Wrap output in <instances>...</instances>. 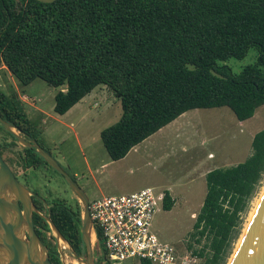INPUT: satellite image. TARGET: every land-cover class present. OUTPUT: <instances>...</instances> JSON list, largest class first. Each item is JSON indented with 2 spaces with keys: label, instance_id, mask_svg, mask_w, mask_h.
Listing matches in <instances>:
<instances>
[{
  "label": "trees",
  "instance_id": "trees-1",
  "mask_svg": "<svg viewBox=\"0 0 264 264\" xmlns=\"http://www.w3.org/2000/svg\"><path fill=\"white\" fill-rule=\"evenodd\" d=\"M250 49L253 59L239 70L227 63ZM0 65L21 88L36 78L57 88L58 114L96 86L108 87L121 113L100 138L109 158L118 160L188 110L227 106L242 121L264 104V0H0ZM8 88L0 89L1 118L36 139L37 122ZM14 145L15 139L8 146ZM250 146L242 162L205 174L206 193L191 233L197 243L207 240L193 251L203 257L201 264L223 262L239 212L264 175V128ZM26 156L25 166H36V159L46 164L35 152ZM49 197L51 220L76 255H84L78 202ZM173 204L166 191L162 209ZM35 219L49 230L41 216ZM96 231L93 255L95 264H103L95 256L101 246ZM51 260L62 264L56 250Z\"/></svg>",
  "mask_w": 264,
  "mask_h": 264
},
{
  "label": "rangeland",
  "instance_id": "rangeland-1",
  "mask_svg": "<svg viewBox=\"0 0 264 264\" xmlns=\"http://www.w3.org/2000/svg\"><path fill=\"white\" fill-rule=\"evenodd\" d=\"M254 53L250 49L243 59L231 58L227 63L239 70L251 62ZM8 85L16 91L27 116L37 122L38 144L75 178L88 200L129 193L145 186L165 189V182H169L174 204L170 210L160 208L155 212L152 230L181 253L186 248L200 250L207 241L202 237L197 243V235L191 234L206 193L205 174L214 167L242 162L251 153L253 134L264 128V104L242 121L227 106L191 109L135 145L136 149L129 155L111 160L100 131L119 118L121 104L108 87L96 86L65 113L58 114L53 110L57 88L39 78L21 88L7 68L0 65V89L9 92ZM0 132L14 142L10 134L3 129ZM14 149L17 151L16 146ZM44 172L47 176L31 170V184L36 185L35 179L38 180L48 193L53 187L48 178L63 183L54 171ZM263 189L264 175L239 212L238 225L221 264H228ZM92 246L94 251V240ZM60 248L66 264H81L61 240ZM95 256L103 260L97 253ZM195 260L191 264H201L203 257ZM118 264H139V261L126 259Z\"/></svg>",
  "mask_w": 264,
  "mask_h": 264
},
{
  "label": "water",
  "instance_id": "water-1",
  "mask_svg": "<svg viewBox=\"0 0 264 264\" xmlns=\"http://www.w3.org/2000/svg\"><path fill=\"white\" fill-rule=\"evenodd\" d=\"M38 1L47 3L54 0ZM0 126L11 134L18 144L26 148H33L67 182L81 208L80 234L85 247L83 258L77 256L71 245L62 237L50 216L44 215L36 209L31 199V192L15 178L0 155V264H52L47 248L34 229L33 212L40 214L47 222L57 243L62 264L66 263L60 248V240L67 245L81 264H95L92 246L93 223L89 213V200L83 189L59 165L56 159L36 140L29 138L27 133L3 120L1 116ZM228 264H264V189Z\"/></svg>",
  "mask_w": 264,
  "mask_h": 264
},
{
  "label": "built area",
  "instance_id": "built-area-1",
  "mask_svg": "<svg viewBox=\"0 0 264 264\" xmlns=\"http://www.w3.org/2000/svg\"><path fill=\"white\" fill-rule=\"evenodd\" d=\"M164 189L145 186L129 193L108 195L88 201L92 220L93 240L97 231L101 237L98 253H103V264H118L126 259H138L150 264H191L198 258L186 248H177L158 238L152 230L156 211L162 208Z\"/></svg>",
  "mask_w": 264,
  "mask_h": 264
},
{
  "label": "flooded vegetation",
  "instance_id": "flooded-vegetation-1",
  "mask_svg": "<svg viewBox=\"0 0 264 264\" xmlns=\"http://www.w3.org/2000/svg\"><path fill=\"white\" fill-rule=\"evenodd\" d=\"M0 131H1V129H0ZM0 135H1L0 136V155H1V157L6 162V164L9 166V168L11 169L15 178L31 192V199H32L34 205L36 206V209L40 213H42L44 215H50V211L48 210V201L50 199L49 196L52 195L51 193H53V195H55V197L59 198L60 200L64 199L65 201H68L70 203H73L76 201L75 195L70 191L67 182L64 180V178L60 174L58 176L63 181V183H61L59 180L53 181L51 177L48 178L49 182L50 183L52 182V186H53V187L49 188L48 193H46L44 191V186H40V183L38 182V180L35 179L36 185H32L31 181H30V171L31 170H34L38 173H41V175L47 176L45 174L44 170H48V169L52 170L53 168H51L47 163L44 164V163L40 162L38 159H36L37 163H35L36 164V166L34 165L35 167L30 165L32 163L29 160H28L29 164H27V166H25L24 164L27 162V158L24 159V157L26 156V154H31L32 152H35V150L33 148H26V147L21 146L20 144L17 143V140L10 134L11 137L15 139L16 144H17L16 145L17 151H16V149L12 150V148L9 147L8 145H10V144L13 145V142L9 141V139L6 137L7 136L6 134H2L0 132ZM28 137L36 140L35 138L30 136L29 134H28ZM24 138L27 139V137H24ZM14 147H15V145H14ZM30 159H33V155H31ZM70 176L75 181V178L72 175H70ZM42 192H45L44 195L42 194ZM39 206H43L44 209L40 208ZM35 214L40 216V214L35 213V212H33V214H32L34 229H35L37 235L39 236L41 242L47 248L50 261L53 262L51 260V258L55 256V250H56L58 257L60 259V254L58 252L57 243H56L55 239L53 238V236L50 232V229L47 231H44L43 229H41V227H39L36 224V221H38V220L35 219ZM42 233L46 234L45 238H43ZM52 244L55 245V250H54ZM93 253H94V251H93ZM94 260H95V258H94Z\"/></svg>",
  "mask_w": 264,
  "mask_h": 264
},
{
  "label": "crops",
  "instance_id": "crops-1",
  "mask_svg": "<svg viewBox=\"0 0 264 264\" xmlns=\"http://www.w3.org/2000/svg\"><path fill=\"white\" fill-rule=\"evenodd\" d=\"M84 97H85V96H84ZM188 111H189V110H188ZM188 111L182 113V114L179 115L177 118H179V117H181V116H184L185 114L188 113ZM177 118H175L174 120H176ZM174 120H172V121H174ZM172 121H171V122H172ZM171 122H169V123H171ZM169 123H168V124H169ZM165 126H166V125H165ZM162 128H163V127H162ZM136 146H137V145H136ZM136 146L132 147V148L130 149V151L128 152V154H126V155H129L131 152H133V151L136 149ZM208 156H210V154H208ZM210 158H212V157H210ZM104 165H105V164L103 163L102 166H104ZM214 168H216V167H214ZM165 183H166V187H165L164 190L168 191L170 197H171L173 200H175L174 197L171 195V193H170V191H169V186H171V184H169V182H165ZM164 185H165V184H163V186H164Z\"/></svg>",
  "mask_w": 264,
  "mask_h": 264
},
{
  "label": "clouds",
  "instance_id": "clouds-1",
  "mask_svg": "<svg viewBox=\"0 0 264 264\" xmlns=\"http://www.w3.org/2000/svg\"><path fill=\"white\" fill-rule=\"evenodd\" d=\"M129 151H130V150H129ZM129 151H128V152H129ZM165 192H166V190H165ZM169 196H170V195H169ZM95 243H96V242H95Z\"/></svg>",
  "mask_w": 264,
  "mask_h": 264
},
{
  "label": "bare ground",
  "instance_id": "bare-ground-1",
  "mask_svg": "<svg viewBox=\"0 0 264 264\" xmlns=\"http://www.w3.org/2000/svg\"><path fill=\"white\" fill-rule=\"evenodd\" d=\"M92 240H93V235H92Z\"/></svg>",
  "mask_w": 264,
  "mask_h": 264
}]
</instances>
